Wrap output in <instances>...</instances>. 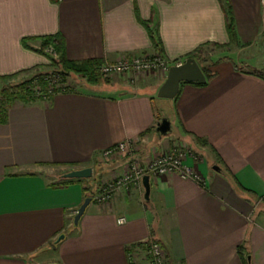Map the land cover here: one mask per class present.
I'll use <instances>...</instances> for the list:
<instances>
[{
	"label": "crops",
	"instance_id": "1",
	"mask_svg": "<svg viewBox=\"0 0 264 264\" xmlns=\"http://www.w3.org/2000/svg\"><path fill=\"white\" fill-rule=\"evenodd\" d=\"M152 33L171 66L201 48L198 63L211 78L184 82L161 103L162 73L82 78L76 90L9 109L0 124V264H130V254L147 264L150 238L170 264H264V77L255 73L264 69L262 0H0V76L49 68L40 49L50 36L67 61L103 64L156 53ZM164 117L171 131L161 136ZM123 141L143 161L190 149L203 180L149 174V201L142 180L107 206L92 200L75 224L95 178L124 171L128 158L102 157ZM88 166L92 178L55 186Z\"/></svg>",
	"mask_w": 264,
	"mask_h": 264
},
{
	"label": "built area",
	"instance_id": "2",
	"mask_svg": "<svg viewBox=\"0 0 264 264\" xmlns=\"http://www.w3.org/2000/svg\"><path fill=\"white\" fill-rule=\"evenodd\" d=\"M262 8L264 22V0H262ZM48 51L56 56V51L53 46H50ZM182 63V61H179L177 65H181ZM170 67L169 61L162 54L156 52L149 55L122 56L114 62L103 63L100 66V73L104 79L110 76L118 74L126 75L128 73H162L167 76ZM53 80L55 83L59 81L56 77L51 81ZM70 86H72L70 82H62L60 84L61 92H65L64 90L67 91ZM50 88L49 92L44 94V97L48 96L47 100L55 94L54 88ZM192 154L190 149L176 147L174 149L163 150L162 152L154 154L149 160L143 161L141 156L137 154L133 141H123L109 147L103 151L102 157L109 161L116 157L124 156L128 158L127 165L122 173L110 180L101 181L94 194L95 201L103 206H107L112 202L118 189L129 191L132 186L141 184L146 174L164 176L170 173H178L184 178L201 181L203 180L202 176L188 163V160L193 157ZM117 222L120 225L125 224L127 218L125 216H119ZM145 246L147 264H170L165 248L159 240L150 238L145 243ZM130 264H140L133 254H130Z\"/></svg>",
	"mask_w": 264,
	"mask_h": 264
},
{
	"label": "trees",
	"instance_id": "3",
	"mask_svg": "<svg viewBox=\"0 0 264 264\" xmlns=\"http://www.w3.org/2000/svg\"><path fill=\"white\" fill-rule=\"evenodd\" d=\"M227 30L230 35L232 43H235L236 41V30L234 21L232 18V15L230 14V11L228 12V23H227ZM154 42L156 43L157 52L161 54L162 47L161 42L158 37H156L152 33ZM48 46H53L55 51H57L58 56L54 57V55L48 53L46 51ZM41 53L48 56L51 63L49 64V70H42V69H35V70H26L23 73H29L34 72L35 75H33V79L29 77V79H25L26 81L21 82L19 85L13 87L10 84H5L0 86V124H4L8 121V111L9 109L17 104V103H28L37 100V97L33 94L31 91V87L33 86L34 78L39 79V83L41 84L43 89L47 88L48 84V76L54 75V74H60L64 79H67L71 74H76L82 77L83 79H86L88 82L93 84H98L103 82L104 78L102 77L100 73V66L101 62L98 60H88L82 63H73L67 61L63 56L59 54L61 52V40L57 37H47L45 41L43 42V46L40 49ZM201 51V48L197 50L196 53L192 54L198 62H201V55L198 53ZM189 58V57H188ZM207 79H210L213 74H211L207 68L204 66L202 67ZM255 73H258L259 75L264 77V69L256 70ZM21 74L15 73L11 75H3L0 76V80L2 79H9L15 75ZM50 77V76H49ZM195 83V82H192ZM197 84V83H196ZM102 175H98L95 178V181L97 184L100 185L101 183ZM84 179H65L62 178L61 181L58 183L59 185H55L58 187L65 186L69 182L72 181H82ZM88 197L92 196L88 193ZM93 200V198H92ZM245 264H250L248 261H246Z\"/></svg>",
	"mask_w": 264,
	"mask_h": 264
},
{
	"label": "water",
	"instance_id": "4",
	"mask_svg": "<svg viewBox=\"0 0 264 264\" xmlns=\"http://www.w3.org/2000/svg\"><path fill=\"white\" fill-rule=\"evenodd\" d=\"M184 82H195L197 84H205L207 77L200 64L194 57L187 58L181 65H172L168 71L165 81L158 89L157 96L164 99H173L177 96L180 86ZM156 131L159 135H167L171 131V121L164 117L157 125ZM214 169L219 170L220 166L214 165ZM65 179H90L93 177V168L91 166L83 168H75L65 172L62 175ZM143 183L146 189L145 199H150V175L143 177ZM92 202L91 197H86L84 202L78 208L74 217V223L78 224L81 216L84 214L87 206ZM65 234H61L59 239L64 238Z\"/></svg>",
	"mask_w": 264,
	"mask_h": 264
},
{
	"label": "rangeland",
	"instance_id": "5",
	"mask_svg": "<svg viewBox=\"0 0 264 264\" xmlns=\"http://www.w3.org/2000/svg\"><path fill=\"white\" fill-rule=\"evenodd\" d=\"M50 46L47 47L46 51L52 55H54L53 53L49 52L48 49H49ZM54 57H56L54 55ZM51 62V61H50ZM42 70H49V68L47 69H42ZM33 75H35L34 72H30V73H21V74H18V75H15L9 79H2L0 80V86L1 85H5V84H10L12 85L13 87L19 85L21 82L23 81H26L27 79H29V77L31 79H33ZM50 76V77H49ZM47 80H48V84H47V88L46 89H43L41 84L39 83V79L36 77L34 78V81H33V86L30 88L31 91L33 92V94L37 97V99L41 98L43 100H47L48 99V96H45L44 97V94L48 93L49 92V88L50 87H53L54 88V91L55 93L57 92H61V87H60V84L62 82H70L72 86L69 87V89H67V91H70V90H76L78 89V81H82V77H80L79 75H76V74H71L67 79H64L60 74H52V75H49ZM57 78V80H59L58 82L55 83V81H51L53 78ZM113 76H110V77H107V78H111ZM50 78V79H49ZM26 79V80H25ZM39 87V88H38ZM51 89V88H50ZM66 92V90H64ZM157 101L159 103L163 102L164 100L162 98H156ZM160 106V104H159ZM56 169V168H55ZM62 172H58L57 175H60ZM92 198L93 200H95L94 198V194L92 195Z\"/></svg>",
	"mask_w": 264,
	"mask_h": 264
}]
</instances>
